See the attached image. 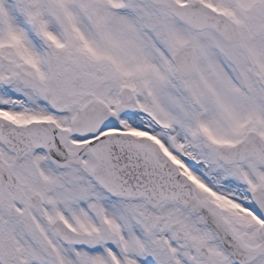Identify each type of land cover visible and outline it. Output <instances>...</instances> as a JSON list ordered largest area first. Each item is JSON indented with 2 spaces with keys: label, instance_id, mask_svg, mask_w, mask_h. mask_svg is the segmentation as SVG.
I'll return each mask as SVG.
<instances>
[{
  "label": "snow or ice",
  "instance_id": "1",
  "mask_svg": "<svg viewBox=\"0 0 264 264\" xmlns=\"http://www.w3.org/2000/svg\"><path fill=\"white\" fill-rule=\"evenodd\" d=\"M0 264H264V0H0Z\"/></svg>",
  "mask_w": 264,
  "mask_h": 264
}]
</instances>
